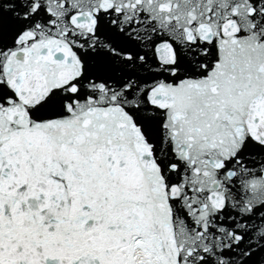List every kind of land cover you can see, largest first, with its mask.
Segmentation results:
<instances>
[{
	"label": "snow or ice",
	"instance_id": "1",
	"mask_svg": "<svg viewBox=\"0 0 264 264\" xmlns=\"http://www.w3.org/2000/svg\"><path fill=\"white\" fill-rule=\"evenodd\" d=\"M0 264H264V0H0Z\"/></svg>",
	"mask_w": 264,
	"mask_h": 264
}]
</instances>
